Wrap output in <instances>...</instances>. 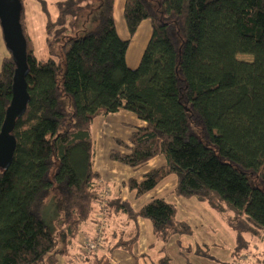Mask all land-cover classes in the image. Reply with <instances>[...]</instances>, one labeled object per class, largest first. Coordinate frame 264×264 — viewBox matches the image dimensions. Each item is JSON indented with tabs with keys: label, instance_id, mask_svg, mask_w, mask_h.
Here are the masks:
<instances>
[{
	"label": "trees",
	"instance_id": "16d2710c",
	"mask_svg": "<svg viewBox=\"0 0 264 264\" xmlns=\"http://www.w3.org/2000/svg\"><path fill=\"white\" fill-rule=\"evenodd\" d=\"M114 5L115 0H57L56 18L46 22L47 59L36 56L22 9L30 98L12 131V162L0 167V264H56L58 235L66 239V253L82 247L76 245L81 227L105 198L94 170L93 121L120 109L146 124L128 141L117 139L110 159L133 168L157 155L166 159L142 180L129 179V188L139 197L175 174L174 193L207 203L234 233V260L223 264H243L245 236L264 241V0H125L131 37L142 21L151 23L135 68L127 64L131 37L119 35ZM92 15L94 28L74 36L79 22ZM238 54L253 60L239 61ZM15 69L8 50L0 57V131ZM51 190L64 203L58 234L34 210ZM103 208L131 223L125 235L107 243L109 252H132L138 217L152 222L163 243L193 233L165 198L136 211L114 197ZM194 252L214 258L207 244H197ZM69 256V264H111L98 251L81 260ZM157 264L173 263L164 254Z\"/></svg>",
	"mask_w": 264,
	"mask_h": 264
},
{
	"label": "crops",
	"instance_id": "0c3cea01",
	"mask_svg": "<svg viewBox=\"0 0 264 264\" xmlns=\"http://www.w3.org/2000/svg\"><path fill=\"white\" fill-rule=\"evenodd\" d=\"M123 1L125 3V0ZM116 2L118 0H115V5ZM143 22L145 20L141 24ZM119 35L124 39L129 38L120 33ZM127 64L129 66L128 60ZM129 67L135 68L134 65H130ZM129 112L125 109H120L117 112L110 113L122 115L123 117V120L118 123L121 129L117 133L103 128L102 118H108L110 114L98 115L93 121L94 170L100 174L103 197L105 198L96 204L93 218L81 227L80 235L85 236L86 242L91 236L96 237L99 234L98 237H101L102 247L98 252L105 254L110 259L111 264H157L158 259L164 254H167L172 259L173 264H188V260L192 264H223V262H233L232 250L237 243L234 233L228 229L222 217L221 221H219V214L207 203L195 197L186 198L176 195L174 189L177 186L178 178L175 174L166 176L154 188L139 197L134 190L129 188L127 184L129 179L134 178L140 181L148 171L158 168L166 162L163 155H157L143 166L133 168L109 159L110 151L113 148H118L117 139L128 141L132 132L137 127H142L146 124L145 121L138 118L133 112ZM126 125L130 127L122 129ZM105 135H108V137H105ZM121 150L124 151V149ZM114 197H118L122 201H128L136 211L153 198H165L175 204L177 219L187 222L193 228V233L190 235H174L167 243H163L156 238L152 222L147 218L138 217L139 236L132 247V252H128L122 248L109 252L107 250V243L113 241L114 238L117 239L125 235L131 226V223L127 221L123 214L110 213L106 215L103 207H105L107 199ZM98 221H100L99 224H97ZM197 244L209 245L211 256L214 258H206L196 254L194 249ZM80 246H82L80 248L82 249L83 245ZM74 247L76 246H72L70 252L66 253L68 257L66 259L63 258V264L70 263L71 256L69 255H72L71 251H75V249L77 251V248ZM80 249L77 252L75 251L76 254L74 255L78 260L83 259V257H79ZM200 260L202 262H199Z\"/></svg>",
	"mask_w": 264,
	"mask_h": 264
},
{
	"label": "rangeland",
	"instance_id": "374dc122",
	"mask_svg": "<svg viewBox=\"0 0 264 264\" xmlns=\"http://www.w3.org/2000/svg\"><path fill=\"white\" fill-rule=\"evenodd\" d=\"M57 0H22L23 4V18L25 23V30L28 36L31 38L35 54L40 59H47L49 57V49L46 42V22L49 16L53 19L56 18L57 8H56ZM115 23L117 30L120 34L124 36L131 37L128 28L126 25V21L124 18V1L118 0L115 5L114 10ZM91 21L79 22L77 29L74 33V36L84 35L87 31L94 28L95 25L92 23V19L94 16H91ZM147 26V27H146ZM151 34V23L150 20L147 19L141 26H139L137 32L133 37L130 38V45L127 53V60L130 65H134L135 67L139 64V61L142 57L144 48L149 40ZM61 45V44H60ZM8 49L5 45V41L3 38L2 27L0 24V57H3L7 54ZM237 60L251 62L253 60V56L249 54H238L236 56ZM132 67V66H131ZM128 111V110H127ZM131 113V112H129ZM103 120V128L108 131H112L117 133L120 132L119 122L123 120L122 115L118 114H110L108 118H102ZM106 119V122H105ZM100 121V120H99ZM125 124V123H124ZM130 127L126 125L122 129H127ZM105 137H108V135ZM110 159V158H109ZM60 195L56 190H51L39 203L34 206V210L40 214L41 219L50 229V232L53 234H58L60 228L62 226V218H63V200L59 199ZM218 215V214H217ZM219 221H221V217L218 215ZM229 229V228H228ZM230 231V230H229ZM247 239V243L243 244L245 247V251L242 250V257L244 259L243 264H260L261 258L264 257V241L253 238L249 235L245 236ZM59 245L57 251L59 262L58 264H63V258H67L68 255L63 254L61 252H68L66 239L63 236L58 235ZM76 243L78 245L85 244V236L79 235ZM61 250V252H60ZM76 251V250H75ZM75 251H71L73 256L76 254ZM78 251V250H77ZM76 251V252H77ZM70 252V251H69ZM199 262H202L201 260ZM242 264V263H240Z\"/></svg>",
	"mask_w": 264,
	"mask_h": 264
},
{
	"label": "water",
	"instance_id": "95a60500",
	"mask_svg": "<svg viewBox=\"0 0 264 264\" xmlns=\"http://www.w3.org/2000/svg\"><path fill=\"white\" fill-rule=\"evenodd\" d=\"M22 9V0H0L3 38L16 64L13 96L0 131V167L4 169L10 166L17 145L16 137L12 133L16 119L25 113L30 98L26 80L27 39L21 23Z\"/></svg>",
	"mask_w": 264,
	"mask_h": 264
},
{
	"label": "built area",
	"instance_id": "2783aa9c",
	"mask_svg": "<svg viewBox=\"0 0 264 264\" xmlns=\"http://www.w3.org/2000/svg\"><path fill=\"white\" fill-rule=\"evenodd\" d=\"M99 234L96 237H93L92 239H88L85 244L82 252H80L79 257H83L84 253H87L89 251H98L102 247V240L101 237H98Z\"/></svg>",
	"mask_w": 264,
	"mask_h": 264
},
{
	"label": "bare ground",
	"instance_id": "6f19581e",
	"mask_svg": "<svg viewBox=\"0 0 264 264\" xmlns=\"http://www.w3.org/2000/svg\"><path fill=\"white\" fill-rule=\"evenodd\" d=\"M138 66V65H137Z\"/></svg>",
	"mask_w": 264,
	"mask_h": 264
}]
</instances>
